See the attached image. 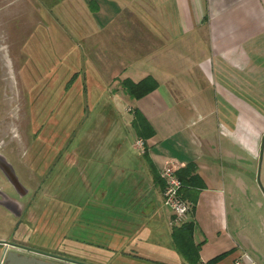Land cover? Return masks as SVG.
Listing matches in <instances>:
<instances>
[{
    "label": "crops",
    "instance_id": "0c3cea01",
    "mask_svg": "<svg viewBox=\"0 0 264 264\" xmlns=\"http://www.w3.org/2000/svg\"><path fill=\"white\" fill-rule=\"evenodd\" d=\"M113 2L48 0L57 12L46 10L36 30L47 36L53 26V39L74 42L71 52L79 58L74 55L71 64L85 60L79 72L83 68L93 74L97 55L121 95L127 96L120 88L123 77L135 81L149 74L157 83L146 94L129 98L126 122L115 109L99 105L101 121L95 117L84 136L70 142V211L76 214L71 235L76 240L84 235V253L93 263L108 258V264H135L124 256L128 252L152 264H185L171 247L169 211L161 200L158 175L163 163L174 159L179 169L188 168L181 194L190 206L186 220L199 244V261L223 253L214 264H260L242 246L239 222L231 224L228 217L235 148L253 149L260 114L222 82L236 86L262 61L264 0H120L116 13L110 10ZM76 71L65 79L67 85ZM108 93L102 102L112 100ZM133 111L147 124L139 134L130 124ZM113 119L131 133L122 150L120 137L114 138L121 126L108 124ZM222 119H232V126ZM82 245L75 247L81 250Z\"/></svg>",
    "mask_w": 264,
    "mask_h": 264
},
{
    "label": "rangeland",
    "instance_id": "374dc122",
    "mask_svg": "<svg viewBox=\"0 0 264 264\" xmlns=\"http://www.w3.org/2000/svg\"><path fill=\"white\" fill-rule=\"evenodd\" d=\"M47 1L0 0V154L9 163L11 161L15 165L19 176L23 179L27 173L34 175V172L29 169L27 171V166L24 165L26 164V152L30 142L29 133L32 127L30 123L33 121V118L29 117L30 115L24 108L26 82L41 85V82L45 81L42 86L43 90L32 93V98L37 102L34 104L32 102L31 110L36 112V125L40 121L46 123L44 126L46 142L49 140V130L56 132L55 145L69 144L77 136L79 139V135L84 136L89 123L96 121V118L100 122L102 118L99 116L102 115V112L98 109L99 105H103L104 108L115 109L124 121L130 116L127 105L130 97L119 94L121 92L118 88V82L108 78L110 73L107 71V65L103 64L97 55V60L91 66L93 74L83 68L79 73L78 67L82 66V63L84 65L85 60L81 62L78 59L74 65L71 64L70 61L74 55L79 58L78 53L71 52L70 47L74 42H70L69 39L62 36L61 39H53V26L51 31H48L49 34L47 32L48 37L42 31L36 32L37 29H40L38 23L46 10L50 14L57 12L56 8H49ZM115 2L120 4V0H114V6L110 7L113 13L120 9V6L116 5ZM90 5L91 3L87 2V6ZM129 8L131 10L132 6L127 7V9ZM30 31L35 32L32 38L26 36ZM262 56L260 64L256 63L253 69L247 70L246 79L241 80L236 86H232L227 81L222 82L233 93L244 100L246 99L245 102L253 106L252 109L260 114L261 125L256 131L254 130L253 149L247 153L238 145L235 148L236 181L230 185L229 200L231 206L228 209L230 223L239 222L238 236L240 237L239 240L242 241V246L249 253L251 251V255L260 264H264V141L259 157L260 137L264 133V54ZM72 67L75 68L71 69ZM24 68L28 74L24 75ZM73 70H77L78 73L76 71L77 74L74 75L68 90L64 92V88L59 84L64 82ZM30 78L35 80H25ZM97 83L99 85L105 83L107 87L102 89ZM205 89L210 94L209 87L207 86ZM105 92L112 93L110 102L108 101L109 98L106 102H102L106 99ZM117 92L119 95H115ZM221 101L224 100L221 98ZM215 102V107L218 108L219 102ZM255 111L254 113H256ZM113 120L114 123L109 121L108 124L112 129H115V125L118 123L115 121L116 119ZM225 123L227 127H231L232 119L225 121ZM93 124L95 125V123ZM104 124L105 120L101 125ZM119 126L121 128L115 133L114 138L120 137L118 141L121 142L122 150L130 141L131 133L126 126ZM220 138L223 143L224 137L220 136ZM53 151L54 149L46 153V156L41 160L42 163L52 158ZM61 158L60 163H57L59 168L54 166L53 173L50 175L54 183L59 174L61 179H63V175H68L67 166L64 165L63 157ZM257 176L263 191L258 185ZM45 184L46 189L53 188V182H46ZM64 185L68 187V181L64 182ZM49 196L47 193L43 198ZM60 196L62 199L66 196L68 200L67 189ZM46 205L48 208H52L54 204L52 205L51 202ZM68 206L69 204L62 203V200L57 204V207L61 209ZM164 207L169 211L166 206ZM17 220L15 215L0 207V239L8 238L11 235L12 227L18 223ZM14 234L23 236L24 239V225L18 226V230ZM42 238L46 240V235H29L31 241H38Z\"/></svg>",
    "mask_w": 264,
    "mask_h": 264
},
{
    "label": "flooded vegetation",
    "instance_id": "af4514ba",
    "mask_svg": "<svg viewBox=\"0 0 264 264\" xmlns=\"http://www.w3.org/2000/svg\"><path fill=\"white\" fill-rule=\"evenodd\" d=\"M24 70V75L28 74L26 73L25 68ZM25 80L35 79L30 78ZM44 83L45 81H42L41 85L31 82L25 83L27 88L24 93V108L30 115L29 117L33 118V121L30 123L33 128L31 127L29 133L30 142L26 152V164L24 165L27 166V171L29 169L31 172H34V175L27 173L24 179L21 178L15 165L11 161L9 163L6 160L12 173L8 172L5 166H0V207L6 209L18 219V223L12 227L13 232L18 230V226L24 225V239L23 236H17V234H14L15 232H11V235H9L8 238L0 239V264L4 260L7 249H14L25 255H31L47 261L64 262L67 264H96L88 260V256L84 253V244L86 243L84 235H81L82 240H80L79 243L81 245L83 244V249L79 250L75 247L78 243H74L76 239L70 233V226L72 225V222L75 223V212H69L65 208L61 209L60 207H57V204H59L61 200L62 203H67L72 206V199L69 194L70 164L68 147L70 142L69 144L55 145V137L57 134L53 130H49L48 133L50 136L49 140L46 142L44 139V126H46V123L44 121H40L38 125L35 123L36 112L32 111L31 108L37 101L32 98V93H36L38 90H43L42 86ZM59 85L64 88V92L67 91L70 86V84L67 85L66 80ZM97 85L104 89V86L99 85V83H97ZM99 108L100 106L98 109ZM43 148L44 150H42ZM53 149L52 158L49 161L42 163V158L46 156V153L49 150L51 151ZM61 157L64 159V165L67 166L68 175H63V179H61L59 174V176H57V181L54 183V180H51L50 175L53 173L54 166L59 168L57 163H60V160L62 159ZM67 181L68 187L64 185V182ZM46 182H53V188L46 189ZM66 189L68 200L66 196H64L63 199L60 196L62 192L65 193ZM47 193L50 196L44 199L43 196ZM50 201L52 202V205L54 204L52 208H48L46 205L47 203H51ZM61 233H63L64 236H67L71 243L67 250L62 249L59 245L62 237ZM41 234L46 235V240L42 238L38 241H31L29 239V235Z\"/></svg>",
    "mask_w": 264,
    "mask_h": 264
},
{
    "label": "trees",
    "instance_id": "16d2710c",
    "mask_svg": "<svg viewBox=\"0 0 264 264\" xmlns=\"http://www.w3.org/2000/svg\"><path fill=\"white\" fill-rule=\"evenodd\" d=\"M120 83V88L121 90L129 97L132 98H138L150 90H152L156 86V80L149 74L139 78L138 80H132L128 77H123L119 81ZM130 124L132 128L134 129L136 134L140 133V130H144L143 125H147L146 121L143 119V117L137 112L133 111ZM140 127V128H139ZM140 129V130H139ZM149 168L152 174L154 173L153 168L151 167V164L149 163ZM188 168L182 169H177V175L180 178L182 184L184 185L187 182V179L184 177L187 173ZM182 185V186H183ZM181 192V189H180ZM182 195V194H181ZM70 212V209H72V206H68L65 208ZM66 212V211H65ZM67 220V219H66ZM171 226V231H170V236H171V247L174 249L176 252H178L186 262L185 264H194L199 261L198 258V243H194L192 239V223L190 220H185L181 222L178 225H170ZM65 231V230H64ZM61 232V231H60ZM63 232V229H62ZM62 237L60 239L59 245L62 247V249H68L69 245H71L69 238L67 236H64L63 233ZM74 243H80V240H75ZM110 256L113 253L112 250H108ZM223 253H219L209 260L203 262V264H214L215 261L222 256ZM124 256L134 258L135 264H152L151 262H148L145 259H142L140 255L137 254H130L128 252H124ZM108 258H105L104 261H99L96 262V264H108ZM142 260V261H138ZM147 261V262H146ZM116 263V262H114ZM121 263V262H118ZM132 263V262H131ZM121 264H129V263H121ZM133 264V263H132ZM155 264V263H153Z\"/></svg>",
    "mask_w": 264,
    "mask_h": 264
},
{
    "label": "built area",
    "instance_id": "2783aa9c",
    "mask_svg": "<svg viewBox=\"0 0 264 264\" xmlns=\"http://www.w3.org/2000/svg\"><path fill=\"white\" fill-rule=\"evenodd\" d=\"M134 142L139 145L141 139L136 138ZM179 165L174 159H169L163 163L158 171V175L162 180L161 200L162 203L169 209L170 225H178L187 219L190 206L188 201L181 195L180 189L182 182L177 175ZM194 264H203L198 261ZM233 264H239L238 260H234Z\"/></svg>",
    "mask_w": 264,
    "mask_h": 264
},
{
    "label": "water",
    "instance_id": "95a60500",
    "mask_svg": "<svg viewBox=\"0 0 264 264\" xmlns=\"http://www.w3.org/2000/svg\"><path fill=\"white\" fill-rule=\"evenodd\" d=\"M264 141V133H262L260 137V147H259V157L261 156L262 151V144ZM0 166H5V168L8 170V172H11V168L4 158L2 154H0ZM12 173V172H11ZM258 185L260 186L261 190L263 191L260 182L258 180ZM1 264H67L64 262H56V261H47L44 259L36 258L31 255H25L23 253H20L14 249H7L5 252L4 260Z\"/></svg>",
    "mask_w": 264,
    "mask_h": 264
}]
</instances>
